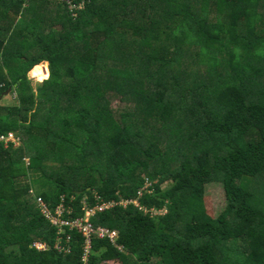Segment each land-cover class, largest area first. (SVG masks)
<instances>
[{
  "label": "trees",
  "instance_id": "obj_1",
  "mask_svg": "<svg viewBox=\"0 0 264 264\" xmlns=\"http://www.w3.org/2000/svg\"><path fill=\"white\" fill-rule=\"evenodd\" d=\"M9 89L0 264H264V0H0V100ZM38 197L70 220L97 197L167 213H97L118 238L84 261L77 229L55 248Z\"/></svg>",
  "mask_w": 264,
  "mask_h": 264
},
{
  "label": "built area",
  "instance_id": "obj_2",
  "mask_svg": "<svg viewBox=\"0 0 264 264\" xmlns=\"http://www.w3.org/2000/svg\"><path fill=\"white\" fill-rule=\"evenodd\" d=\"M29 1V0H27ZM72 4V3H71ZM70 4V6H71ZM18 138L16 135L12 132L8 133L7 135H1L0 136V142L5 143L6 145L8 143H18ZM150 183H146L147 187L142 191L138 192L139 197L142 196L145 191L151 186ZM144 188V187H143ZM120 202H124L127 206L129 204L135 205L139 210L145 212V213H151L152 215H165L167 213V209H147L144 206H142L139 202V199H121L119 202L111 200V201H103L100 199V197H97V203L94 206H87L85 205L86 209V217L85 218H77L74 220H70L67 218H64V205H59L55 209H52L47 205L44 200L41 197L37 198V203L39 205L40 211L42 215L52 224L54 225L58 230V236H57V242L55 244V248L59 252H64L65 254L70 253L72 251V234L71 232L74 229L79 230L82 233V236L84 237V252L85 255L83 257V260L86 261L88 258V254L91 249V244L93 238H99V239H110L112 243H116V240L118 238V232L114 229H109L107 227L102 226H95L90 218L97 213L105 212L106 210L111 209L115 205H122ZM66 229H68L70 232L67 233ZM64 234V235H62ZM35 248L38 250H45L46 245L43 242H35L33 244Z\"/></svg>",
  "mask_w": 264,
  "mask_h": 264
},
{
  "label": "rangeland",
  "instance_id": "obj_3",
  "mask_svg": "<svg viewBox=\"0 0 264 264\" xmlns=\"http://www.w3.org/2000/svg\"><path fill=\"white\" fill-rule=\"evenodd\" d=\"M30 75V79L32 82V85L34 86V88H36L37 84L41 81H39L37 78H34L31 76V71L29 72ZM28 75V76H29ZM10 91H7L4 93V95L2 96L0 103L3 105H13L16 103V97L15 94ZM123 104L122 102H120L119 100H115L113 102V107L114 108H120V110H122L125 107L121 105ZM121 105V106H120ZM20 141L18 140V143L15 144V146L19 145ZM247 183H253L254 181H252L251 179H247L245 180ZM151 185L152 182H149ZM144 187V188H143ZM142 187V191L147 187V185H144ZM260 187V186H259ZM257 188V185L255 187V189ZM207 200L208 203L211 207L212 213L215 215H218L224 208L226 205V198H225V193H224V189L221 185V183H211L207 186ZM120 204L125 205L124 202H120ZM115 264H118L117 262H115Z\"/></svg>",
  "mask_w": 264,
  "mask_h": 264
},
{
  "label": "crops",
  "instance_id": "obj_4",
  "mask_svg": "<svg viewBox=\"0 0 264 264\" xmlns=\"http://www.w3.org/2000/svg\"><path fill=\"white\" fill-rule=\"evenodd\" d=\"M41 64H46L47 67H48V63H47V62H43V63H41ZM41 64H39V65H41ZM35 67H37V66H35ZM48 71H49V68H48Z\"/></svg>",
  "mask_w": 264,
  "mask_h": 264
},
{
  "label": "clouds",
  "instance_id": "obj_5",
  "mask_svg": "<svg viewBox=\"0 0 264 264\" xmlns=\"http://www.w3.org/2000/svg\"><path fill=\"white\" fill-rule=\"evenodd\" d=\"M28 75H29V73H28ZM30 77V76H29ZM42 82V81H41ZM13 133V132H12Z\"/></svg>",
  "mask_w": 264,
  "mask_h": 264
},
{
  "label": "water",
  "instance_id": "obj_6",
  "mask_svg": "<svg viewBox=\"0 0 264 264\" xmlns=\"http://www.w3.org/2000/svg\"><path fill=\"white\" fill-rule=\"evenodd\" d=\"M30 76V75H29ZM11 89H9L8 91H10Z\"/></svg>",
  "mask_w": 264,
  "mask_h": 264
}]
</instances>
